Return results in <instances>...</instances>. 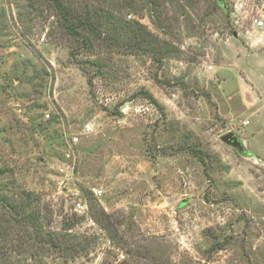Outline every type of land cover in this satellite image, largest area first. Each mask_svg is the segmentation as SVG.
Returning a JSON list of instances; mask_svg holds the SVG:
<instances>
[{"label": "rangeland", "instance_id": "374dc122", "mask_svg": "<svg viewBox=\"0 0 264 264\" xmlns=\"http://www.w3.org/2000/svg\"><path fill=\"white\" fill-rule=\"evenodd\" d=\"M44 6L0 0V166L41 197L49 230L73 220L74 200L98 201L121 223L113 242L86 216L72 232L96 238L89 254L66 261L48 249L44 264L131 259L127 241L173 264H264V48L235 36L222 11L194 36L137 15L172 41L170 56L101 48L79 65ZM230 131L250 156L222 140ZM66 133L80 137L68 182Z\"/></svg>", "mask_w": 264, "mask_h": 264}, {"label": "trees", "instance_id": "16d2710c", "mask_svg": "<svg viewBox=\"0 0 264 264\" xmlns=\"http://www.w3.org/2000/svg\"><path fill=\"white\" fill-rule=\"evenodd\" d=\"M28 7L43 11V4L54 18L55 29L60 40L70 48L72 60L79 65L96 63L100 49L122 50L134 55H148L158 61L175 51L172 41L160 39L137 15H148L167 36H189L199 34L218 11L224 13L229 23L227 0H24ZM39 7V8H38ZM41 8V9H40ZM211 21V20H210ZM54 35V34H53ZM56 36V35H55ZM95 57V58H94ZM24 65L30 61H23ZM82 67V66H81ZM83 68V67H82ZM88 73V72H85ZM91 84V80L89 81ZM144 95L156 106L157 100L148 92ZM251 153V152H250ZM0 263L8 264L13 255H25L19 259L33 260L32 264H44L45 250L52 249L66 261L88 255L94 248L96 238L72 232L75 223L86 216L99 226L109 240L115 242L121 223L114 219L98 201L89 207L88 215L74 213L73 220H66L63 230H49L43 220L41 197L20 184L8 165L0 166ZM48 209V206L46 208ZM122 241V237H119ZM131 259L119 260L118 255L109 257L100 264H141L147 248L132 247L126 242ZM124 247V246H123ZM143 252V254H142ZM112 256L111 252L109 254ZM149 264H173L171 259L144 257ZM31 264V263H30Z\"/></svg>", "mask_w": 264, "mask_h": 264}, {"label": "built area", "instance_id": "2783aa9c", "mask_svg": "<svg viewBox=\"0 0 264 264\" xmlns=\"http://www.w3.org/2000/svg\"><path fill=\"white\" fill-rule=\"evenodd\" d=\"M228 4L231 31L242 36L250 48H264V0H230ZM92 130V123H86L84 132L89 133ZM64 137L66 144L65 161L60 171L64 176L63 181L68 182L75 177L76 147L80 143V137L77 134L67 133ZM102 193V189H94L96 196H100ZM67 211L80 215L89 214L88 205L83 200H74L72 206L67 208ZM121 258H124V255H121Z\"/></svg>", "mask_w": 264, "mask_h": 264}, {"label": "water", "instance_id": "95a60500", "mask_svg": "<svg viewBox=\"0 0 264 264\" xmlns=\"http://www.w3.org/2000/svg\"><path fill=\"white\" fill-rule=\"evenodd\" d=\"M235 36H237V34H234ZM222 140L232 146L233 148H235L239 153L245 155V156H250L251 153L250 151L245 147L243 140H241L235 132L230 131L228 133H226L225 135L222 136Z\"/></svg>", "mask_w": 264, "mask_h": 264}]
</instances>
